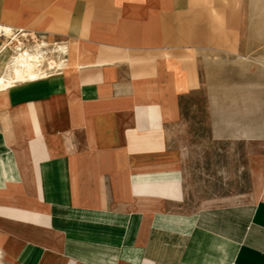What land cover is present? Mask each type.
Instances as JSON below:
<instances>
[{"label": "crops", "instance_id": "crops-1", "mask_svg": "<svg viewBox=\"0 0 264 264\" xmlns=\"http://www.w3.org/2000/svg\"><path fill=\"white\" fill-rule=\"evenodd\" d=\"M235 3L0 0L2 27L69 44L61 72L0 88V264H264Z\"/></svg>", "mask_w": 264, "mask_h": 264}, {"label": "rangeland", "instance_id": "rangeland-1", "mask_svg": "<svg viewBox=\"0 0 264 264\" xmlns=\"http://www.w3.org/2000/svg\"><path fill=\"white\" fill-rule=\"evenodd\" d=\"M231 10L236 17L238 48L240 52H248L241 54L238 50L235 58L237 88L231 110L236 113L237 134L246 130L251 135L252 150L264 151V0H236ZM2 37V46L11 50L9 37ZM33 61L37 62L36 57L28 60L27 64ZM247 186V176L243 171L238 172L237 183L221 185V190L227 192L232 187L241 192L247 190Z\"/></svg>", "mask_w": 264, "mask_h": 264}, {"label": "built area", "instance_id": "built-area-1", "mask_svg": "<svg viewBox=\"0 0 264 264\" xmlns=\"http://www.w3.org/2000/svg\"><path fill=\"white\" fill-rule=\"evenodd\" d=\"M6 36L9 37L11 55L16 51L24 54L40 52L37 64L47 72L40 77L58 73L64 69L69 50L67 40L50 41L44 34L21 30L11 31V34Z\"/></svg>", "mask_w": 264, "mask_h": 264}, {"label": "bare ground", "instance_id": "bare-ground-1", "mask_svg": "<svg viewBox=\"0 0 264 264\" xmlns=\"http://www.w3.org/2000/svg\"><path fill=\"white\" fill-rule=\"evenodd\" d=\"M10 34L11 32L7 28L0 25V36L5 35L6 37V35ZM39 54V51L25 54L16 51L10 58L5 71L0 75V88L10 85L13 81L35 79L45 75L47 72L38 66L37 62L33 61L30 65L27 64V61L33 60V57H36L37 61H39Z\"/></svg>", "mask_w": 264, "mask_h": 264}]
</instances>
